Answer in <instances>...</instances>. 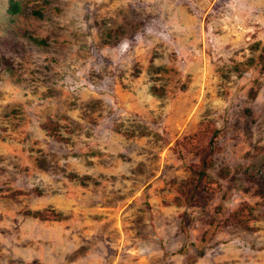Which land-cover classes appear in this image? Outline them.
Returning <instances> with one entry per match:
<instances>
[{"label": "rangeland", "instance_id": "374dc122", "mask_svg": "<svg viewBox=\"0 0 264 264\" xmlns=\"http://www.w3.org/2000/svg\"><path fill=\"white\" fill-rule=\"evenodd\" d=\"M263 167L264 0H0V264H264Z\"/></svg>", "mask_w": 264, "mask_h": 264}, {"label": "trees", "instance_id": "16d2710c", "mask_svg": "<svg viewBox=\"0 0 264 264\" xmlns=\"http://www.w3.org/2000/svg\"><path fill=\"white\" fill-rule=\"evenodd\" d=\"M15 6L16 5H12V10H14L15 9ZM261 178H262V180H263V182H264V167H263V170L261 171ZM240 211H242V210H239L237 213H240Z\"/></svg>", "mask_w": 264, "mask_h": 264}]
</instances>
